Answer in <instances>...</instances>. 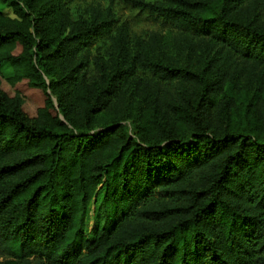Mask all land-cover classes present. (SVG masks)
Instances as JSON below:
<instances>
[{"label": "trees", "instance_id": "16d2710c", "mask_svg": "<svg viewBox=\"0 0 264 264\" xmlns=\"http://www.w3.org/2000/svg\"><path fill=\"white\" fill-rule=\"evenodd\" d=\"M94 1L0 0V264H264V0Z\"/></svg>", "mask_w": 264, "mask_h": 264}, {"label": "rangeland", "instance_id": "374dc122", "mask_svg": "<svg viewBox=\"0 0 264 264\" xmlns=\"http://www.w3.org/2000/svg\"><path fill=\"white\" fill-rule=\"evenodd\" d=\"M95 3L102 5V7H110L111 18L114 22V26L119 27L124 26L130 39L131 46L136 49V46L141 39H147L150 34L156 33L162 35L166 38L167 42H174L176 38V30L172 28L169 24L163 23L160 20L157 21L153 17L149 16L146 12L141 11L139 8L133 6L131 3L125 0H95ZM0 12L6 16L14 17L12 9L4 4H0ZM204 49L198 44H193L186 47L183 51H179L169 47L168 50L160 52L155 49V54H165L172 60H175L179 66L186 69L198 68V65L205 58ZM3 75L10 76L12 71L9 65H3L1 68ZM139 90H127V93L123 97L122 106H129L131 108V114H134V108L138 100H142L143 96L139 94ZM55 101V97H53ZM130 123V121L126 122ZM92 212L90 216L92 217ZM90 217V219H91ZM93 220H89L88 227L91 229L93 227ZM0 260L2 257L0 256Z\"/></svg>", "mask_w": 264, "mask_h": 264}]
</instances>
